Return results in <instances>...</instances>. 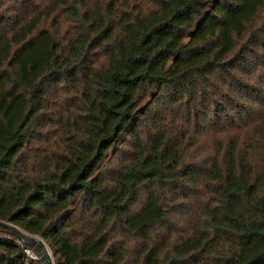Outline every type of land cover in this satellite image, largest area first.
<instances>
[{
	"label": "trees",
	"instance_id": "obj_1",
	"mask_svg": "<svg viewBox=\"0 0 264 264\" xmlns=\"http://www.w3.org/2000/svg\"><path fill=\"white\" fill-rule=\"evenodd\" d=\"M264 264V0H0V264Z\"/></svg>",
	"mask_w": 264,
	"mask_h": 264
},
{
	"label": "water",
	"instance_id": "obj_2",
	"mask_svg": "<svg viewBox=\"0 0 264 264\" xmlns=\"http://www.w3.org/2000/svg\"><path fill=\"white\" fill-rule=\"evenodd\" d=\"M22 240L25 244L31 247V249L36 250L38 253L37 260H39L42 264H54L46 245L41 239L35 236L24 235Z\"/></svg>",
	"mask_w": 264,
	"mask_h": 264
},
{
	"label": "rangeland",
	"instance_id": "obj_3",
	"mask_svg": "<svg viewBox=\"0 0 264 264\" xmlns=\"http://www.w3.org/2000/svg\"><path fill=\"white\" fill-rule=\"evenodd\" d=\"M38 238V237H37ZM40 239V238H39ZM48 249V248H47ZM48 252H50L49 251V249H48ZM51 253V252H50ZM27 254H28V256L30 257V258H32V259H34V260H37L38 259V253L36 252V250L34 249H31V251H29V252H27Z\"/></svg>",
	"mask_w": 264,
	"mask_h": 264
},
{
	"label": "built area",
	"instance_id": "obj_4",
	"mask_svg": "<svg viewBox=\"0 0 264 264\" xmlns=\"http://www.w3.org/2000/svg\"><path fill=\"white\" fill-rule=\"evenodd\" d=\"M29 251H31V250H28L27 252H29ZM50 253V252H49ZM50 255H51V253H50Z\"/></svg>",
	"mask_w": 264,
	"mask_h": 264
}]
</instances>
